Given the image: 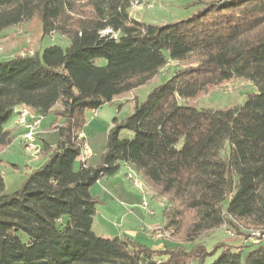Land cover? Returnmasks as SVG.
I'll use <instances>...</instances> for the list:
<instances>
[{"label": "trees", "instance_id": "obj_1", "mask_svg": "<svg viewBox=\"0 0 264 264\" xmlns=\"http://www.w3.org/2000/svg\"><path fill=\"white\" fill-rule=\"evenodd\" d=\"M132 1L0 0V32L37 16L44 34L68 40L0 61V150L13 140L6 123L16 107L63 120L19 189L5 193L0 174V264H203L209 252L200 238L209 231L226 225L233 234H264V0H209L162 25L131 17ZM188 61L194 66L181 67ZM169 62L181 68L112 120L99 164L78 163L85 112ZM231 79L251 82L256 93L242 104L196 106L206 89ZM121 129L133 137L120 139ZM121 164L164 199L160 230L174 246L154 250L92 230L90 187ZM263 242L245 253L247 244L221 243L209 264H264Z\"/></svg>", "mask_w": 264, "mask_h": 264}, {"label": "rangeland", "instance_id": "obj_2", "mask_svg": "<svg viewBox=\"0 0 264 264\" xmlns=\"http://www.w3.org/2000/svg\"><path fill=\"white\" fill-rule=\"evenodd\" d=\"M205 1L209 0H135L131 3L129 15L144 23L162 25L190 17ZM54 44L65 47L68 45V40L56 33L44 34L40 19L34 16L25 22L7 27L0 32V61L10 59L14 55L27 50L29 52L40 51ZM96 63L103 64L104 59H97ZM187 64L194 66V63L188 61L184 65H181V67L187 66ZM181 67H177V64L174 62H169L147 83L126 92L120 97H115L112 102L105 103L97 108L95 115H93L92 110L85 112L82 132L85 135L88 147L96 155L95 157H99L105 149L107 132L112 125V120L115 118L121 121L132 112L135 101L143 102L155 86L165 82L172 76L175 69ZM251 93H256V88L251 82L244 79H231L221 84L210 86L195 99V102H197L196 106L198 108L216 109L233 104H242L246 96ZM62 123L63 120L57 117L53 111L41 116L37 128V133H40L38 134L39 137H37L39 138L37 139L38 147L42 145L41 139L49 145L54 146L58 139L56 125H61ZM118 137L120 139H130L133 137V132L121 129L119 130ZM35 155L37 157L42 155L40 149L35 154L25 150L22 138L20 140H13L8 147L0 150V174L6 183L5 193H11L21 187L29 170L27 168L28 165L39 167L33 165L35 164L33 163ZM7 163L15 164V166L11 164L7 165ZM90 163V160L87 161V164ZM103 178L107 179L108 177ZM121 180L125 191L129 192L125 199L121 200L115 194L108 192L120 202L117 210L108 207V202H106L107 205L104 204L103 198L98 196L96 212L92 222L94 233L101 237L120 236L119 229L121 227L124 229H135L134 227H137L134 217L146 220L147 222L156 221L163 226L164 219L162 212L164 199L162 197H155L148 187H146L147 193L143 197L142 192L134 187L127 177L122 176ZM96 186L97 184L91 186L92 190H90V193L95 194ZM141 200L147 203V208H144L146 211L140 205ZM122 208L126 211V215L123 220H120L123 212ZM148 211H153L154 215L149 214ZM107 215L112 218H108ZM255 230L243 229L244 234H233L231 228L225 225L202 235L200 241L209 252V255L204 258L203 264H209L215 259L221 252V247L218 246L221 243L230 245L247 244L243 248V253L250 250L252 246H249V243H257L260 240H264V238H258L253 235ZM124 234L129 237L131 236V238L133 236L130 230H126ZM163 242V238H160V244ZM166 244L174 246L175 242L167 240ZM190 245L191 243H183V246L186 248ZM149 247L154 250L160 249L156 248L154 244H149ZM195 264H198V262Z\"/></svg>", "mask_w": 264, "mask_h": 264}, {"label": "crops", "instance_id": "obj_3", "mask_svg": "<svg viewBox=\"0 0 264 264\" xmlns=\"http://www.w3.org/2000/svg\"><path fill=\"white\" fill-rule=\"evenodd\" d=\"M6 127L12 131L13 140H16V139L20 140L22 138L23 129L19 125H17L15 114L12 115V117L6 123ZM38 134H40V133H38ZM38 134H37V137H39ZM82 134L85 138V135L83 132H82ZM37 137H36V144H38L37 139H39ZM41 140L43 141V139H41ZM40 147H38V148L40 149ZM89 150H90V148H89ZM95 156L96 155H94V153L90 150V154L86 159L85 165L95 166V165L99 164L100 156L99 157H95ZM44 160H45V156H43V155H41L39 157L36 156L33 160L34 161L33 163H35L33 165L34 166H40L44 162ZM89 160L91 163L87 164V161H89ZM78 163H81L80 160H78ZM10 164L11 163H7V165H10ZM11 165L14 166L15 164H11ZM27 168L34 169L37 167H33L31 165H28ZM128 168H129V166H127L125 164H121L119 170L114 175L108 177L107 179L103 178V177L101 179H99L97 182H95L93 184V185L97 184L95 194L94 193H91V194L96 199L98 198V196H101V198H103V200H104V204L107 205L106 202H108V207H110L112 209L115 208V210H117L119 208L118 205L120 204V202L117 201V198H121V200H123V198L125 199L129 193L128 191H125L124 185H123L122 180H121L122 176L126 177V172H127ZM3 181H4V189H5L6 183H5L4 178H3ZM90 190H92L91 187H90ZM108 192H111V194H115L117 198L112 197V195H110ZM142 200H141V202H142ZM97 202H98V199H97ZM141 202H140V204H141ZM144 210L146 211V209H144ZM119 214H120V211H119ZM125 215H126V211L123 209L120 220H123ZM151 215H154V212ZM107 217L112 218L109 215H107ZM134 218L136 220L135 225L137 227H134L135 229H132V228L124 229L123 227H121V229H119L120 236H122V235L127 236L126 234H124V232H126V230H130V232L133 233L132 239H134L135 241L142 243L148 247H149V244H154V246H156V248H160V249H163L164 247H172V246H168L166 244L167 240L172 241V239L170 237H168V236L162 237L164 242L160 244V238H157L154 236L153 232L155 230L156 231H162V230H160L162 228V226L159 223H157L156 221L147 222L146 220L139 219L138 217H137L138 219L136 217H134ZM127 237H129V236H127ZM129 238H131V236ZM149 248H151V247H149Z\"/></svg>", "mask_w": 264, "mask_h": 264}, {"label": "built area", "instance_id": "obj_4", "mask_svg": "<svg viewBox=\"0 0 264 264\" xmlns=\"http://www.w3.org/2000/svg\"><path fill=\"white\" fill-rule=\"evenodd\" d=\"M93 111V115L96 114L95 110ZM15 115H16V123L23 129L22 133V139L24 141V148L27 151H31L32 154L37 153L38 151V145L36 144V137H37V128L40 122V116L33 113L30 109H28L25 106H19L15 108ZM78 137H84L82 132L78 133ZM90 154L89 147L86 142H83L80 146V152L78 159L82 164H85L87 157ZM126 177L131 181L132 185L136 187L138 190H140L143 194L147 193L146 191V185L141 180L140 176L137 174V172L132 169L128 168L126 172ZM141 207L147 208V203L145 201L141 202ZM149 214H153V211H148ZM256 237L264 238V234L260 230H255L253 233ZM157 238H162L164 236H167L165 232L157 231L154 234Z\"/></svg>", "mask_w": 264, "mask_h": 264}]
</instances>
